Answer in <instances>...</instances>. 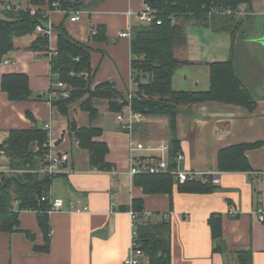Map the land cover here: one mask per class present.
I'll return each mask as SVG.
<instances>
[{
  "label": "crops",
  "instance_id": "crops-1",
  "mask_svg": "<svg viewBox=\"0 0 264 264\" xmlns=\"http://www.w3.org/2000/svg\"><path fill=\"white\" fill-rule=\"evenodd\" d=\"M15 1L21 10L49 13L53 28L64 24L73 39L90 47L93 88L111 82L125 95L130 88L135 89L132 41L120 35L139 25L134 14L143 9L145 0H80L77 22L70 20L75 12L49 11L47 4H34L48 0H0V5ZM240 9V33H236L233 43L229 33L202 31L197 53L193 52L188 35L186 46L175 50L177 59L191 63L174 74L175 90L207 91L209 64L231 59L238 78L256 102L253 111L219 102L181 107L177 137L185 159L180 167L216 173L219 188L209 194L182 193L177 187L172 196L146 194L129 174L131 144L141 149L169 144L168 119L144 117L128 132L118 121L120 112L112 111L106 99L94 101L98 116L93 122L80 102L70 107L68 116L62 115L48 97L50 90L57 88L52 80L51 54L57 50L58 34L54 31L49 36V54L27 49L36 35L15 39V48L0 63V142L7 139L11 130L49 125L55 153L67 155L68 160L50 188V197L62 199L64 209L49 214V250L43 249L45 236L37 213L24 211L18 231H0V264H124L133 232L129 211L134 200L139 199L153 221H160L162 214L169 217L172 264H240L241 253H251L253 264H264V222L258 219V214L264 212V45L259 42L264 37V0H252ZM99 27L104 28L105 39H95ZM218 34L228 37L222 41ZM220 41L224 43L222 47ZM183 68L188 69L178 75ZM14 73L28 76L31 100L13 102L2 89L3 77ZM177 76L180 77L176 79ZM100 107L105 109V115ZM71 122L78 129L94 127L102 131L93 141L107 145V169L93 165L89 150L76 145ZM240 144L254 145L246 152L251 170L220 171L219 152ZM136 155L150 158L159 153L143 150ZM2 164L7 165L8 160ZM84 208L88 210L76 211ZM213 214L221 216L223 233L218 241L213 240L209 224Z\"/></svg>",
  "mask_w": 264,
  "mask_h": 264
},
{
  "label": "trees",
  "instance_id": "trees-1",
  "mask_svg": "<svg viewBox=\"0 0 264 264\" xmlns=\"http://www.w3.org/2000/svg\"><path fill=\"white\" fill-rule=\"evenodd\" d=\"M156 12L161 24L150 26L138 25L131 30L132 41V82L135 84L132 108L143 117H166L169 121L170 151L169 168L176 170L177 155L181 152L180 140L177 137V119L184 105H195L206 102H219L246 107L253 111L256 102L251 93L238 78L231 59L214 62L210 67V88L207 91H177L173 88V77L181 67L191 64L179 60L175 50L186 46L188 39L187 25L211 28L218 33H229L232 43L241 26V17L236 12L242 5L252 0H145ZM34 4L45 5L49 11L60 9L77 12L82 8L80 0L36 1ZM57 4V6H54ZM227 11H231L228 14ZM49 13L31 10L0 11V63L5 55L15 48V39L34 36L27 49L50 53V38L46 34H37L38 25L47 28L50 22ZM58 34V45L51 54V72L54 84L65 83L71 87L70 96L63 97L62 90L52 88L48 93L52 106L64 116H68L70 107L80 102L83 111L87 112L93 122L98 116L94 106L96 99H106L110 109L121 112L123 105L118 103L125 94L120 92L114 83L105 82L93 88L90 47L71 37L64 24L54 28ZM95 39H105V30L98 28ZM2 89L13 102H24L32 99L30 80L26 74H8L3 77ZM51 96V97H50ZM129 103V101H126ZM31 118V114L27 113ZM70 131L80 138V146L89 150L91 161L100 169H107L105 157L108 147L104 143L93 141L102 131L94 127L79 128L71 122ZM49 143L48 132L44 127L34 126L30 129L11 130L7 139L0 144L4 151L7 166L12 169H35L44 162ZM254 145H234L222 149L218 155V169L222 172H247L251 165L246 152ZM106 166V167H105ZM57 177V176H56ZM56 177L39 179L31 172L7 174L0 172V231L15 232L20 227L22 211L37 213L40 227L45 236V251L49 250L51 228L49 226L50 188ZM136 185L142 187L146 194H169L174 187L182 193L209 194L218 190V186L209 182L188 181L178 185L170 174L137 175ZM46 197L48 199L43 200ZM19 203L18 210H13L12 202ZM132 211L137 216L136 234L139 248L145 255L142 264H172L171 221L167 214L160 221H153L147 215L141 199L134 200ZM212 238H222L221 216L211 215L209 219ZM29 236L28 234H26ZM240 264H253L251 253L239 254Z\"/></svg>",
  "mask_w": 264,
  "mask_h": 264
},
{
  "label": "built area",
  "instance_id": "built-area-1",
  "mask_svg": "<svg viewBox=\"0 0 264 264\" xmlns=\"http://www.w3.org/2000/svg\"><path fill=\"white\" fill-rule=\"evenodd\" d=\"M54 6H57V4H54ZM17 11L21 10L19 4L17 1L12 3H7L4 5H0V11ZM32 15L36 13L35 10H31ZM228 14H231V11H227ZM237 14H241V9L239 8L236 12ZM134 13L129 12V15H133ZM136 19L139 23V25L144 26H150L154 23L160 25L162 22L160 19L156 17V12L145 2L143 5V9L135 13ZM72 22H77L80 20V15L78 12H75L71 19ZM131 30H128L127 32L121 33L120 37L122 38H130L131 39ZM54 28L52 24L49 22L47 24V28H44L41 25H38L36 27V33L37 34H46L48 36L52 35L54 32ZM95 35L96 32H93ZM133 83V82H132ZM57 88L62 90V95L65 98H68L70 96L71 87L65 83L59 82L56 84ZM133 89H129L128 93L126 94L125 98H120L118 100V103L123 105L122 112L118 115V121L120 123H123L124 129L128 132H131L133 129V126L135 123L142 122L144 120V117L140 113L134 112L132 108V99H133ZM51 97V96H50ZM126 101H129L127 103ZM44 129L48 132L49 136V143L45 145V147L48 148L47 153L44 157V162L39 168L35 169H12L9 167H0L1 173H7V174H16V173H25V172H31L33 174L38 175L39 179L43 178H50V177H56L60 174H62V164L68 160L67 155L60 156L59 154H56L54 151L55 144L52 142L51 139V128L49 125H45ZM75 143L77 146H80L81 140L79 137L75 138ZM131 150L133 155L130 159V168H129V174L132 177H135L137 175H157V174H170L174 176L175 181L178 185H183L188 181H201L204 183H213L218 184V175L214 172H195V171H189V170H183L180 167V164L184 161V155L182 152H180L177 155V169L176 170H170L169 168V151L170 146L167 143H162L159 147L156 149H141L137 147L135 143L131 144ZM150 151V152H158V156H153L150 158H142L140 156H137L136 153L139 151ZM5 153L4 151L0 150V159L4 157ZM48 198L44 197L43 200H46ZM49 201L51 202V208L48 211L49 214L62 211L64 209V201L62 199H53L49 196ZM19 203L18 201L14 200L12 202L13 210H18ZM87 208H84L83 210L77 209V212L81 211H87ZM29 211V210H26ZM24 212V211H22ZM21 212V213H22ZM129 214L132 219V240H131V249L129 256L125 259L124 264H142L145 260V255L143 251L139 248L137 243V234L135 231L136 228V220H137V214L133 212L132 210L129 211ZM258 219L261 222H264V212H260L258 214ZM52 235V232L51 234Z\"/></svg>",
  "mask_w": 264,
  "mask_h": 264
},
{
  "label": "rangeland",
  "instance_id": "rangeland-1",
  "mask_svg": "<svg viewBox=\"0 0 264 264\" xmlns=\"http://www.w3.org/2000/svg\"><path fill=\"white\" fill-rule=\"evenodd\" d=\"M211 30H212L211 28L208 29L207 27H203V26H195V25H192V24L187 25L186 31H187V35L189 36L190 45H191V48H193V52L194 53H197L198 45L201 46V43H202V40H203V36H201L200 34L202 33V31H207L208 32V31H211ZM237 33L239 35L240 31L238 30ZM217 37L220 40L224 41L223 38L226 39L228 36H226V35L223 36L221 34H218ZM218 44L220 45V47H222L224 43H222L220 41ZM195 48H196V50H195ZM185 69H188V68H183L182 70H180L178 72V75H183ZM179 77L180 76H177L176 79L179 78ZM100 109L103 112V114L105 115V109L102 108V107H100ZM84 116H86V113H84ZM0 143H2V141ZM2 163H6V159L4 157H2L0 159V167H7V166H1Z\"/></svg>",
  "mask_w": 264,
  "mask_h": 264
},
{
  "label": "water",
  "instance_id": "water-1",
  "mask_svg": "<svg viewBox=\"0 0 264 264\" xmlns=\"http://www.w3.org/2000/svg\"><path fill=\"white\" fill-rule=\"evenodd\" d=\"M47 36V35H46ZM260 43H262L264 45V37L260 39L259 41Z\"/></svg>",
  "mask_w": 264,
  "mask_h": 264
}]
</instances>
